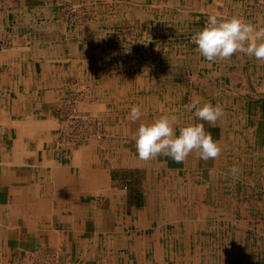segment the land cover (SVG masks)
Here are the masks:
<instances>
[{
    "label": "crops",
    "instance_id": "0c3cea01",
    "mask_svg": "<svg viewBox=\"0 0 264 264\" xmlns=\"http://www.w3.org/2000/svg\"><path fill=\"white\" fill-rule=\"evenodd\" d=\"M62 1L0 0L7 45L0 50V264H40L51 255L95 264L98 244L124 242L170 209L161 197L177 185L180 195L224 196V179H251L245 166L254 155L235 150L258 124L248 117L262 113L264 61L238 52L209 62L184 37L209 15H237L264 29V8L251 6L264 0H69L88 13L73 29L63 27ZM79 84L87 85L83 108L100 119L101 135L61 145L57 105ZM192 99L223 106L215 127L203 121L220 154L204 161L193 150L179 164L163 155L139 159L134 134L142 122L174 115L177 134L201 123L185 107ZM134 105L143 113L135 122Z\"/></svg>",
    "mask_w": 264,
    "mask_h": 264
},
{
    "label": "rangeland",
    "instance_id": "374dc122",
    "mask_svg": "<svg viewBox=\"0 0 264 264\" xmlns=\"http://www.w3.org/2000/svg\"><path fill=\"white\" fill-rule=\"evenodd\" d=\"M251 6L255 7L256 10H258V9L261 10L264 8L263 4H260V5H258V4L254 5L253 4ZM85 12H86V15L84 16V19H83V13H85ZM60 13L63 16V27H65V28L73 29L75 26H84L87 22L88 13H87L86 8H84L81 5H77V3H75L74 1H69V0L62 1L60 3ZM207 17H209V16L204 17V20L201 23H199L197 25V27H195V28L191 27V29L186 32L184 40L187 44L193 45L187 41V36L189 34L193 33L195 30L202 28L204 26L205 22L208 20ZM226 18H229V17H226ZM127 32H132V31H127ZM0 45L6 46V47H4V49L0 48V50H5V49L7 50V45L5 43H1ZM193 46H197V45H193ZM79 85L81 87L80 91L86 92L87 85L86 84L85 85L79 84ZM53 87H51V88H53ZM72 92H75V90H73ZM69 95L70 94H68L67 96H69ZM67 96L60 98L59 103L63 99L65 100ZM257 100L258 99H256V101ZM259 106H260L259 112H262L261 115L255 116V117L254 116L248 117L249 123H251V122L252 123L253 122L258 123L255 130L247 132L246 134L245 133L241 134L244 137V138L243 137L241 138V140H243V141H241V143L243 142L244 144H240L241 147L238 148L237 150H235V152H238L239 155H244V156L248 155L250 157L254 155L253 156L254 161L249 162V164H247L245 166L246 168L247 167L249 168L250 173L245 172L244 168L242 169V172H241V174L242 173H248V175H249L248 178L251 177V179L249 178L243 182H242V180L224 179L223 180L224 185H226L227 183H229L228 185H233V184L238 185L242 182V184L249 185V186L253 187V189L254 188L259 189L260 192H262V190H264V102L262 100L259 103ZM55 116H57L56 118L59 121V127L56 129L55 136H54L55 138H57L58 130H59L60 124L62 122V120L60 119V117L57 114V109H56ZM255 118H257V119L255 120ZM78 145H80V144H78ZM256 157H257L258 161H257ZM253 172H255L256 175H254ZM160 183H161V187H162L163 186L162 180H160ZM193 185H195V182H193ZM178 186L179 185H177L176 191H174L173 196H172V194L168 195V196L167 195H164L162 197L160 196L161 199L164 198L165 202H167V200L168 201L174 200L173 204L174 203H178L179 205L182 204V207L183 206L186 207V209L184 211L185 212L184 216L188 219L191 218L192 223H197L201 228H206L205 223L206 222L209 223V220L213 219V218L206 216L207 214L204 215L206 217L203 216L204 208L208 209V212H211L213 207H215L218 203V201L215 202V200L217 198H218L217 200H219V198H225V197H227V195H224L221 197L220 196H211L210 194L208 195V197H206L205 195L200 196V194L190 195V196H186L183 194L180 195V191H183L181 189H182V187L184 188V186L182 185L181 187H179L181 189H178ZM195 189H196L195 187L192 188L193 193L195 192ZM238 190L243 191L242 186H238ZM247 190L248 189H246V191ZM163 191L168 192V191H166V188ZM209 191H210V189H209ZM249 192L251 193L252 190L248 191V193ZM161 193H162V191H161ZM224 193L227 194L225 191H224ZM240 200H245V197L241 198ZM184 203H186V205ZM163 214H164L163 211H158V213H155L154 215H152L153 217L150 216L147 219L149 222L158 221V220H161L163 218V216H164ZM250 216H253L255 219L256 218L257 219L252 221V222H248V223H250L249 224L250 228L248 229L249 232L245 235V237L240 239L242 241V243L239 241V243H237V244L235 243V246L234 245L232 246V244H229V246H231L230 249H229V246L227 247L228 248L227 249L224 245H222V247H224V248L221 250V252L217 253V251H215V249H218V248H215V244L211 243V240H206L207 251L202 253V256L205 257V259H206L204 264H218V263L220 264V262H221V264H228V259H232L233 261L235 260L236 261L235 264H264V234L261 233L264 230V212L251 213ZM157 217H159L158 220H156ZM203 218L205 221L203 220ZM226 230H228V231H226V232H228L226 235V238L228 239L227 236L231 235L230 232H232L233 229L227 226ZM114 240H116V239H114ZM181 244H183V243H179L178 245H172L171 246V249L174 250L173 253L176 252L172 256L174 257L176 255H179V257L177 256L178 259H175V257H174V259H175L174 262L177 261L176 264H184L182 262V259L186 258L185 257L186 254L188 255V252L184 253L187 250L188 246L184 244L185 245V249H184V245H181ZM197 246H199V245H197ZM195 247L196 246L194 245V248ZM124 249H125V247L124 248L121 247V245H119V243H116L115 241H113L111 244L106 243V245L98 244L97 245V251H96L95 264H130L131 261H128V260H131V258H137V255H135L133 253L129 255L128 253L124 252ZM195 249H193V252H190L191 254L188 255L189 259H186V260H188V264H193V263L202 264L201 262H199V254L196 252ZM219 249H221V248H219ZM169 250H170V247H169ZM127 254H128V256H127ZM55 257L59 260V262L61 264H65V261L63 259L59 258L57 255H55ZM208 257H210V258H208ZM221 257H223L224 260H222ZM174 259H172V260H174ZM218 259H219V262H218ZM186 260L184 261L185 264H186Z\"/></svg>",
    "mask_w": 264,
    "mask_h": 264
},
{
    "label": "clouds",
    "instance_id": "9594fccd",
    "mask_svg": "<svg viewBox=\"0 0 264 264\" xmlns=\"http://www.w3.org/2000/svg\"><path fill=\"white\" fill-rule=\"evenodd\" d=\"M200 54L209 62L231 58L235 53H245L257 61H264V29L245 22L240 16L231 18L209 15L202 30L192 36ZM193 79L196 77L193 76ZM188 111L201 123L175 128L174 115H161L151 123H141L134 134L135 148L139 159L150 160L159 155L171 157L176 163H182L196 150L204 161L215 159L221 152L219 141L210 131H206L203 121L215 127L224 114L221 104L211 102L201 104L199 99H192L185 105ZM143 115L139 106H132L129 118L135 122ZM231 171H237L234 166Z\"/></svg>",
    "mask_w": 264,
    "mask_h": 264
},
{
    "label": "bare ground",
    "instance_id": "6f19581e",
    "mask_svg": "<svg viewBox=\"0 0 264 264\" xmlns=\"http://www.w3.org/2000/svg\"><path fill=\"white\" fill-rule=\"evenodd\" d=\"M17 149L20 150V147ZM228 184L229 183H227L224 187V191L227 193L225 195H227V197L219 198V200H217L218 199L217 198L215 202L218 201V203L215 207H213L211 212H208V209L204 208L203 216L207 214L206 216L213 218L209 220L210 224L208 222L205 223L206 228H201L197 223H192L191 218L189 219L186 218L184 216V213H185L184 211L186 207L184 206L182 207V204L179 205L178 203L173 204L174 200L171 201V203H168L167 206H170L171 208L167 210L166 212H164L163 214L164 216L161 220L155 221L153 223H148L146 221L145 222L143 221L141 223V226L138 225L137 229L139 230H137L136 232H133V235L132 234L128 235V237L126 238L127 239L126 241L119 243L121 247L123 248L125 247L124 249L125 253H128L129 255L132 253L137 255L138 259L131 258V260H128V261H131L130 264H135V263L136 264L137 263L138 264H176L177 261L176 262L174 261L175 259H178L179 255L174 256L175 257L174 259L172 255L176 252L173 253L174 250L171 249V246L178 245L179 243H183L181 245L185 244L188 246L187 250L184 252V253L188 252V255H190L191 254L190 252H193V249L196 248L195 250L199 254V262L204 264L206 259L205 257L202 256V253L207 251L206 240H211V243L215 244V248H218V249H215L217 253L221 252V250L224 248L222 247V245H224L227 248L229 244H232V246L233 245L235 246V243L237 244L239 243V241L242 243L240 239L245 237V235L249 232L248 229L250 228V225H249L250 223L248 222H252L257 219V218L255 219L253 216H250V214L255 213V212H264V190L260 192L259 189H253L251 193L250 192L246 193L247 191L244 192V188L242 187V190H243L242 192H244L242 195V193L237 194L240 192L238 190V186H242V183L238 185L237 184L228 185ZM243 197H245V200H240ZM184 204L186 205V203ZM227 226L233 229V231L230 232L231 235L227 236L228 239L226 238V235L228 233L226 232L228 231L226 230ZM122 227H123V230L130 228L125 225ZM261 233L264 234V230ZM116 237H120V236L117 235ZM185 245H184V249H185ZM194 245L196 246L195 248H194ZM169 247H170V250H169ZM230 247L231 246H229V249ZM188 255L186 254L185 256L186 258L182 259V262L184 264H185L184 261L186 259H189ZM221 258L222 260H224L223 257ZM218 262H219V259H218ZM235 263H236L235 260L233 261L232 259H228V264H235ZM186 264H188V260H186Z\"/></svg>",
    "mask_w": 264,
    "mask_h": 264
},
{
    "label": "built area",
    "instance_id": "2783aa9c",
    "mask_svg": "<svg viewBox=\"0 0 264 264\" xmlns=\"http://www.w3.org/2000/svg\"><path fill=\"white\" fill-rule=\"evenodd\" d=\"M86 12L83 13V19ZM230 18V17H229ZM205 22L204 26L206 25ZM203 26V27H204ZM202 27V28H203ZM199 28L187 36L190 44L196 45L192 41V36L202 30ZM5 45H0L4 49ZM88 98V93L78 91L72 93L57 105V114L62 120L56 138L57 143L65 146H73L85 143L95 137H100V120L88 110L83 108V102ZM40 264H61L55 255L45 257Z\"/></svg>",
    "mask_w": 264,
    "mask_h": 264
}]
</instances>
